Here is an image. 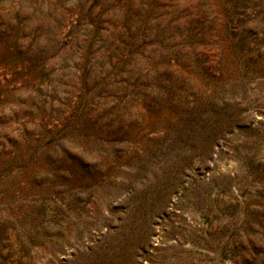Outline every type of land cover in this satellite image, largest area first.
<instances>
[{
  "label": "rangeland",
  "instance_id": "obj_1",
  "mask_svg": "<svg viewBox=\"0 0 264 264\" xmlns=\"http://www.w3.org/2000/svg\"><path fill=\"white\" fill-rule=\"evenodd\" d=\"M0 264H264V0H0Z\"/></svg>",
  "mask_w": 264,
  "mask_h": 264
}]
</instances>
